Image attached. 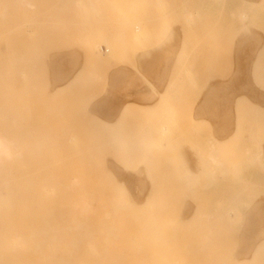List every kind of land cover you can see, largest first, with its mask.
Segmentation results:
<instances>
[{"label":"rangeland","instance_id":"rangeland-1","mask_svg":"<svg viewBox=\"0 0 264 264\" xmlns=\"http://www.w3.org/2000/svg\"><path fill=\"white\" fill-rule=\"evenodd\" d=\"M7 1L0 107L45 167L60 262L264 264V0Z\"/></svg>","mask_w":264,"mask_h":264},{"label":"bare ground","instance_id":"bare-ground-1","mask_svg":"<svg viewBox=\"0 0 264 264\" xmlns=\"http://www.w3.org/2000/svg\"><path fill=\"white\" fill-rule=\"evenodd\" d=\"M10 1V0H9ZM9 1H7V3H9ZM13 1L12 0V4H13ZM162 1V0H161ZM38 2V1H37ZM64 2V1H63ZM14 3H18L19 6H22L25 10L26 8H28L26 12H30L31 9L34 10V8L37 6H39V2L38 4H35V3H32L31 1L29 0H16L14 1ZM61 4H62V1H61ZM8 5V4H7ZM5 6V8H8V6ZM157 5V4H156ZM160 5V4H159ZM12 6V5H11ZM17 6V7H19ZM27 6V7H26ZM16 7V8H17ZM61 7V6H60ZM4 8V10H5ZM13 8V6H12ZM11 8V10H12ZM20 8V7H19ZM41 8V7H40ZM39 8V9H40ZM52 8V7H51ZM3 8H1L2 10ZM42 9V8H41ZM10 8H9V11H11ZM21 11V8L20 9H15V11ZM23 10V9H22ZM25 10H23L24 14H25ZM30 10V11H29ZM3 11V10H2ZM5 11H8L7 9ZM5 11H3L1 13V15L3 14L5 17ZM8 13H14L13 10L11 12ZM42 12V11H41ZM37 14L38 17L40 16V13ZM34 13V12H32ZM16 14V13H15ZM29 14V13H28ZM35 14V13H34ZM33 14V16H34ZM0 15V16H1ZM10 15V14H9ZM31 15V13H30ZM8 14L6 13V18H10V16H8ZM13 17H19L18 19H22L19 16L15 15ZM24 17H26L24 15ZM5 18V19H6ZM33 18V17H32ZM4 19V20H5ZM24 20L27 19V18H23ZM38 20V18H36ZM41 19V17L39 18ZM158 19V18H157ZM156 19V20H157ZM9 20V19H6V21ZM13 20V19H12ZM17 20V19H16ZM5 21V24H8V21L6 23ZM29 21V19H28ZM144 21V20H143ZM86 22V21H85ZM20 23V22H19ZM24 21L20 24H14V29H16L17 27L16 26H20L21 24H23ZM136 23V21H135ZM4 24V25H5ZM13 24V23H12ZM32 24V23H31ZM43 24V23H42ZM130 24V23H129ZM3 25V26H4ZM11 25V24H10ZM9 25V26H10ZM26 25V24H25ZM144 25V24H143ZM22 26V25H21ZM24 26V24H23ZM11 27V26H10ZM16 27V28H15ZM26 27V26H25ZM30 27V26H29ZM23 28V27H22ZM2 29V28H1ZM9 29V27L7 28ZM137 31H141V28L140 26H137L135 28ZM6 30V29H5ZM21 30V29H20ZM11 31V30H9ZM14 31V30H13ZM8 30L5 32L4 31V34H8L7 33ZM11 33V32H10ZM16 34V33H15ZM11 36V35H10ZM13 37V34L12 36ZM3 37V36H2ZM7 38V37H6ZM11 46V45H10ZM12 51V50H11ZM145 52V51H144ZM11 58V57H10ZM6 59H9L6 58ZM11 62V61H10ZM9 62V63H10ZM13 62V61H12ZM19 62V60L17 61ZM17 62H16V65H17ZM14 64V65H13ZM12 67L15 66V62L13 63ZM11 64H9L10 66ZM16 67V66H15ZM14 67V69H15ZM11 69V68H10ZM10 69H6L8 72L10 71ZM16 70V69H15ZM14 78V76H13ZM12 80V79H11ZM7 85V84H6ZM5 86V85H4ZM13 86V85H12ZM68 86V85H67ZM6 87H8V91L10 90L9 86H5V88H3L4 90H6ZM26 87V86H25ZM25 87L23 88L26 92V89ZM14 88V87H12ZM16 88V86H15ZM14 88V89H15ZM17 89V88H16ZM29 89V88H28ZM60 89V88H59ZM14 92V90H12ZM11 90L8 92H12ZM16 93H18L17 91L18 90H15ZM28 91V90H27ZM12 92V95L14 96ZM55 92V91H54ZM28 93V92H27ZM5 94V93H4ZM3 94V95H4ZM26 97V93L24 94ZM29 95V94H28ZM11 96V94H10ZM9 96V97H10ZM12 96V97H13ZM29 97V96H28ZM31 97V95H30ZM2 98V97H1ZM6 98H8V96H6ZM14 98V97H13ZM12 98V99H13ZM25 98V97H24ZM23 98V99H24ZM15 99V98H14ZM25 99H28V98H25ZM25 99H24V102H25ZM32 99V98H31ZM2 101H5L4 104L6 102H8V99H5V96H4V100L3 98L1 99ZM11 100V99H10ZM29 100V99H28ZM1 101V103H3ZM30 101V100H29ZM28 101V102H29ZM33 99L28 103L27 100L25 102V104H28L29 106H31L33 103H32ZM10 102V101H9ZM13 102V100H12ZM23 102V103H24ZM14 103V102H13ZM7 104V103H6ZM23 104V105H25ZM10 105V104H9ZM9 105H4V108L6 107L7 110H10L9 108ZM28 106V107H29ZM3 107V106H2ZM0 107V110L2 109V112H1V117H0V264H63L61 262H63V260L65 259L64 256L62 255L61 257L60 256H57V254L59 253V255H61L63 253L62 250H60L59 246L57 245H52L51 244V241H50V238H49V235L50 233L55 230L54 227H51L50 225V221H49V204H48V197L51 196V193H52V190H51V186L45 182H43L41 180V175H39V171H41L42 169H44L45 167H39L38 169L35 168L34 166V162H31L29 159H31L30 157H28V160H26L27 156H29L30 154L28 153L27 154V150H25V148H23L24 146L23 145H27V141L25 140L26 139V135H20L19 132H16L15 134H9L8 133V130L9 132L11 131V129H13L12 131L14 132V129L15 128H12L10 127L11 123H9L12 118L11 116L13 114H11L12 112L14 113V110L12 109V106H11V109L13 110H10L8 113L6 114H11V116L9 118H11V120L7 119L8 117L6 116V114H4L6 111V108L4 110V108ZM14 108V106H13ZM31 108V107H30ZM29 108V109H30ZM27 107H26V110L27 111ZM33 109V106L32 108ZM19 110V108H18ZM5 111V112H3ZM33 111V110H32ZM31 112V111H30ZM29 112V113H30ZM15 113L17 114V111L15 110ZM25 113H28L25 112ZM32 113V112H31ZM19 114V113H18ZM17 114V115H18ZM27 115V114H26ZM29 115V114H28ZM30 116V115H29ZM29 116H27V119L30 120L31 119V116L30 118H28ZM16 117L13 116V119H15ZM26 117L24 116V119ZM17 120V118L15 119ZM31 121V120H30ZM8 122V123H7ZM16 122V121H15ZM10 124L9 126H6L7 124ZM16 124V123H15ZM13 125V124H12ZM17 126L19 127L18 125V122H17ZM16 126V127H17ZM10 127V128H8ZM15 127V125H14ZM8 128V129H7ZM19 129V128H18ZM109 129V128H108ZM7 130V131H6ZM20 130V129H19ZM6 131V132H5ZM114 132V131H113ZM17 133H19V135H17ZM20 136L23 137V140L26 141V143H23L21 142L20 140ZM119 137V136H118ZM30 138V137H29ZM34 137H32V140ZM31 139V138H30ZM23 143L22 145L19 144V142ZM31 141V140H30ZM35 142V141H34ZM33 142V143H34ZM29 143V142H28ZM32 143V142H31ZM32 143V144H33ZM118 143V142H117ZM30 144V143H29ZM116 144V143H115ZM21 145V146H20ZM23 146V147H22ZM29 146V145H28ZM104 146V145H103ZM30 147H33V146H30ZM28 149V148H27ZM31 149V148H29ZM33 149V148H32ZM31 149V150H32ZM118 151V150H117ZM30 153H32V151H28ZM41 154V153H40ZM32 157V156H31ZM34 161V160H33ZM39 165V164H38ZM41 166V165H40ZM126 169V168H125ZM135 172V171H134ZM146 172V171H145ZM141 175V174H139ZM137 176V175H136ZM144 176V175H143ZM38 177V178H37ZM150 178V177H149ZM37 179V181H36ZM77 180V179H76ZM125 184V183H124ZM151 184V183H150ZM119 186V185H118ZM120 187V186H119ZM126 187V186H125ZM152 187V186H151ZM151 191V190H150ZM127 191L125 190V193ZM138 192V190H137ZM88 192H85L84 195H87ZM122 193V192H121ZM140 193V192H139ZM155 193V192H154ZM128 194V193H127ZM125 194L126 196H129ZM149 195L151 194V192L148 193ZM157 194V192H156ZM148 195V196H149ZM150 197V196H149ZM188 197V196H187ZM125 198H128V197H125ZM186 198V197H185ZM146 199V198H145ZM152 199V198H151ZM127 200V199H126ZM125 200V201H126ZM131 198H128V201L131 203H135L134 201H130ZM133 200V199H132ZM127 201V202H128ZM138 202V201H137ZM136 202V203H137ZM146 202V200H145ZM121 203V202H119ZM123 203V202H122ZM155 203V202H154ZM130 204H127V205H130ZM138 204V203H137ZM135 207H139V204L138 206ZM142 204V202L140 203ZM146 204V203H145ZM132 205V204H131ZM135 205V204H134ZM133 206V205H132ZM144 208L145 205H141V208ZM88 205L86 207V210L88 209ZM120 207V206H119ZM123 207V206H122ZM124 207H125V203H124ZM123 207V208H124ZM75 208V207H74ZM74 208L72 210H74ZM126 208V207H125ZM147 208V207H146ZM185 208V207H184ZM183 208V210H184ZM130 209V208H128ZM140 210V208H138ZM118 210V209H117ZM133 210V208H132ZM137 210V208H136ZM116 211V210H115ZM161 211V210H160ZM49 212V213H48ZM82 212V211H81ZM88 212V211H87ZM114 212V211H113ZM156 212V211H155ZM86 213V211H85ZM117 214V213H116ZM136 214V212L134 213V215ZM139 214H142L141 212H139L137 215ZM195 214V213H194ZM53 215V214H52ZM77 215V214H76ZM106 215V214H105ZM115 215V214H114ZM144 215V214H143ZM147 215V214H146ZM149 215V214H148ZM153 215V214H152ZM156 215V214H155ZM153 215V216H155ZM159 215V214H158ZM81 216V215H80ZM140 216V219L144 218L143 216L141 217ZM151 216V215H149ZM148 216V217H149ZM162 216V215H161ZM211 216V215H210ZM106 218L108 216H105ZM146 217V216H145ZM147 217V218H148ZM163 217V216H162ZM169 217V216H168ZM193 217V216H192ZM213 217V216H211ZM223 217V216H222ZM221 217V218H222ZM63 218V217H62ZM83 218V217H81ZM110 219V217H108ZM147 218H144V219H147ZM161 218V217H160ZM229 218V217H228ZM139 219V218H138ZM152 219V217H151ZM155 218H153L154 220ZM162 219V218H161ZM192 219V218H191ZM201 219V218H200ZM214 219V218H213ZM108 220V219H107ZM182 220V219H180ZM180 220H177L180 222ZM209 220V219H207ZM138 221V220H137ZM143 221V220H142ZM140 221V222H142ZM150 221V219H149ZM170 221V220H169ZM184 221V220H183ZM192 220H190L191 222ZM140 222L138 224H140ZM153 222V221H151ZM155 222V220H154ZM185 222V221H184ZM189 222V223H190ZM114 223V222H113ZM146 223L148 224V221L146 220ZM188 223V224H189ZM84 224V223H83ZM100 224H103L102 222ZM106 224V223H105ZM105 224L103 226H105ZM144 224V223H142ZM141 224V225H142ZM146 224V226H147ZM152 226L155 225L156 223H151ZM183 224V222H182ZM157 225V224H156ZM149 226V225H148ZM151 226V227H152ZM173 226V225H172ZM202 226V225H201ZM80 228V227H79ZM106 227H104L105 229ZM110 228H113V227H109V229L107 228V232L110 231ZM147 228V227H146ZM173 228V227H172ZM216 228V227H215ZM62 229V228H61ZM72 230H74V228H71ZM76 229V228H75ZM78 229V228H77ZM89 229V228H88ZM104 229L101 231V232H105ZM149 230V228H147ZM151 229V228H150ZM154 229H157L156 227H154ZM211 229V228H210ZM217 229V228H216ZM70 230V229H68ZM75 231V230H74ZM158 231V230H157ZM177 231V230H176ZM64 232V231H63ZM147 232V231H146ZM151 233V232H150ZM157 233V232H156ZM177 233V232H176ZM174 234V233H172ZM221 234V233H220ZM219 234V235H220ZM78 235V234H77ZM109 235V234H107ZM111 235V233H110ZM193 235V234H192ZM83 236V235H82ZM158 236V235H157ZM209 236L210 237H213L210 235V233L204 237H207L206 239L203 237H201V239H205L208 241H205L206 242H210L209 240ZM216 236H218L216 234ZM118 237V236H117ZM155 237V236H154ZM176 237V236H175ZM66 238V237H65ZM74 238V237H73ZM116 239V237H114ZM253 238V237H252ZM77 239V238H76ZM159 239V238H158ZM170 239V238H169ZM182 239H183V236H182ZM200 239V241H201ZM67 240V239H66ZM106 240L108 241V237H106ZM166 240V239H165ZM254 240V239H253ZM75 241V240H74ZM105 241V240H104ZM169 241V240H168ZM194 241V240H193ZM204 241V240H203ZM201 241V243L203 242ZM73 242V241H71ZM81 242V241H79ZM165 243V242H164ZM168 243V242H167ZM175 243V242H174ZM81 244V243H80ZM74 246V243L72 244ZM172 245V244H171ZM170 245V246H171ZM206 246L207 243L205 244ZM204 245V246H205ZM169 246V245H168ZM197 247H200L198 244L196 245ZM75 247V246H74ZM77 247V245H76ZM162 247V246H161ZM189 247H191L189 245ZM202 247V245H201ZM200 247V248H201ZM80 248V247H79ZM171 247H169L170 249ZM66 249V248H65ZM93 249V248H92ZM107 249V248H106ZM142 249V248H140ZM139 249V250H140ZM206 249V248H205ZM253 249V248H252ZM251 251V250H250ZM70 252V251H69ZM106 252V251H105ZM193 252V251H192ZM170 253V252H169ZM240 253V251H239ZM105 254V253H104ZM174 254V253H173ZM152 257H153V254L151 253ZM208 256V255H207ZM213 256V259L212 261L214 260V264H219L218 262H220V260L224 259V256L222 255H213L210 254L209 258L211 259ZM54 257V258H53ZM156 257V255H155ZM215 257V259H214ZM233 260L231 261L230 259H227L226 260V264H238L239 262H242L244 256H237V255H234L233 256ZM70 258V257H69ZM67 258V259H69ZM76 258V256H75ZM193 258V257H192ZM248 258V257H247ZM156 259V258H155ZM159 258H157V261H158ZM80 260V259H79ZM217 263H216V261ZM53 261V262H52ZM59 261V262H58ZM61 261V262H60ZM161 262V261H160ZM244 262V261H243ZM143 263V262H142ZM87 264V263H86ZM153 264V263H152ZM155 264V263H154ZM159 264H190V263H186V262H183L181 260H178L175 256L173 257H165V261L162 262V263H159ZM197 264H213V263H204V262H199ZM224 264V262L222 263Z\"/></svg>","mask_w":264,"mask_h":264}]
</instances>
